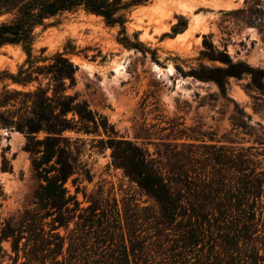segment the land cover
Instances as JSON below:
<instances>
[{
	"label": "trees",
	"instance_id": "obj_1",
	"mask_svg": "<svg viewBox=\"0 0 264 264\" xmlns=\"http://www.w3.org/2000/svg\"><path fill=\"white\" fill-rule=\"evenodd\" d=\"M150 1L0 0V50L19 46L26 54L16 73L0 74V82H8L0 90V130L26 137L23 151L30 155L38 180L30 207L18 221L10 217L0 222V264H210L204 251L196 249L209 236L215 240L209 253L219 264H264V220L257 219L264 169L252 148L189 143L181 151L173 147L165 157H154L121 136L75 91L79 67L67 51L48 55L46 49L35 50L39 30L80 11L120 27L123 38L118 41L141 50L139 36L135 34L133 41L126 25L132 12ZM225 15L234 26L256 27L264 37V0H244L241 8ZM181 19L165 36L174 38L187 30L188 19ZM223 46L205 35L201 59L221 65L201 63L188 73L178 69L185 76L215 83L224 98L231 78L250 75L252 86L264 95V68L235 61L227 43ZM71 133L77 136L67 135ZM81 135L93 136L91 141H97L102 152L111 150L112 167L150 206L125 198L121 206L115 188L106 191L104 185L87 191L84 183H92L93 175L83 160L88 140ZM7 164L4 155L3 172L12 170ZM145 225L151 237L144 236ZM153 238V244L161 243L159 249L146 247Z\"/></svg>",
	"mask_w": 264,
	"mask_h": 264
},
{
	"label": "rangeland",
	"instance_id": "obj_2",
	"mask_svg": "<svg viewBox=\"0 0 264 264\" xmlns=\"http://www.w3.org/2000/svg\"><path fill=\"white\" fill-rule=\"evenodd\" d=\"M243 4L244 0H151L136 8L126 25L133 41L135 34L139 36L141 50L129 49L118 41L123 38L120 27L108 26L101 17L80 11L52 20L51 26L39 30L35 50L46 49L48 55L67 51L79 67L75 91L92 109L106 116L121 136L145 147L154 157H165L173 147L181 151L183 144L225 145L252 148L264 169V95L252 86L250 75L231 78L224 98L215 83L185 76L178 69L188 73L201 63L221 65L201 59L205 35H212L221 49L227 43L235 61L264 68V37L258 28L236 27L225 15ZM181 17L189 21L187 30L174 38L165 36L172 33ZM25 59L19 46L2 48L0 74L16 73ZM5 83L0 82V90ZM80 137L88 140L83 158L93 175L92 183H84L88 192L104 185L106 191L115 188L121 206L123 198L140 207L151 205L121 171L112 167L110 149L102 152L101 145L91 141L93 136ZM25 144L23 134L0 130V222L10 217L17 222L30 207L38 185L30 155L23 151ZM4 155L7 166L12 167L10 172L2 170ZM67 186L74 193L70 182ZM79 200L83 201L82 194ZM259 216L264 220V198L257 203V219ZM60 233L65 235L66 231ZM150 234L144 232L145 237ZM209 237L196 249L204 251L210 264H219L216 255L209 253L215 245L214 237ZM155 241L148 240L146 247L159 249L161 243L153 244ZM4 247L11 249L9 243Z\"/></svg>",
	"mask_w": 264,
	"mask_h": 264
}]
</instances>
